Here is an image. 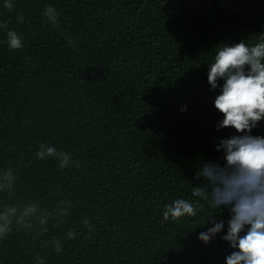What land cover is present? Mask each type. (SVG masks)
Segmentation results:
<instances>
[{
    "label": "trees",
    "instance_id": "trees-1",
    "mask_svg": "<svg viewBox=\"0 0 264 264\" xmlns=\"http://www.w3.org/2000/svg\"><path fill=\"white\" fill-rule=\"evenodd\" d=\"M12 2L9 12L0 0V22L10 21L0 28V172L11 167L19 178L11 198L0 194V209L29 201L51 209L60 199L71 207L62 230L50 225L46 236L14 228L0 240V264H37V256L45 264H226L238 250L222 239L230 206L192 195L203 163L226 164L219 142L240 135L217 130L221 89L211 90L207 74L216 46L259 42L264 0ZM48 5L59 27L46 21ZM8 30L22 36L21 50L8 47ZM251 134L264 137V120ZM41 143L72 165L38 160ZM180 198L198 205L196 215L165 221V206ZM210 216L224 227L205 244L198 236L214 226ZM52 236L60 253L44 248Z\"/></svg>",
    "mask_w": 264,
    "mask_h": 264
},
{
    "label": "clouds",
    "instance_id": "clouds-1",
    "mask_svg": "<svg viewBox=\"0 0 264 264\" xmlns=\"http://www.w3.org/2000/svg\"><path fill=\"white\" fill-rule=\"evenodd\" d=\"M3 6L9 12L14 11L12 0H4ZM43 15L52 26L59 27L60 13L54 6H46ZM18 19L22 21L23 17ZM9 22H0V28H7ZM6 36V43L11 50L24 47L22 36L15 30H8ZM66 39L75 46L76 42L71 36ZM215 48L217 51L214 61L209 64L207 80L211 90L221 89L214 106L224 118L216 127L217 130L234 128L240 135L219 142L216 148L224 152L226 164L203 163L194 179L203 178L204 183L193 186L192 195L210 200L215 208L230 206L232 215L228 220L227 234L222 239L238 250L226 257V264H264V137L251 134L258 123L264 120V35L253 45L241 40L234 45L221 44ZM220 80L224 81L222 85L218 84ZM181 111H186V108L182 107ZM12 150H15L14 147ZM36 158H55L61 170L72 165L68 153L47 143L39 145ZM75 166L79 168L80 164ZM18 178L11 167L0 172V194L11 198L16 191ZM70 207L71 201L63 199L51 209H45L40 202L33 201L23 205L5 204L0 209V240L9 236L14 228L23 229L26 234L35 229L37 236H46L50 225L52 229L62 230ZM197 207L183 198L175 199L165 206L164 220L194 217ZM209 221L214 226L198 236L205 244L210 243L211 238L224 227L223 222H215L212 216L205 223ZM83 225L90 228V220L85 219ZM245 226H249L246 232ZM242 232L245 234L241 235ZM76 235L75 229L65 233L67 240L74 239ZM49 245L56 253L62 251L63 245L57 236L47 240L44 248L47 249ZM36 261L37 264H45L41 256H37Z\"/></svg>",
    "mask_w": 264,
    "mask_h": 264
}]
</instances>
